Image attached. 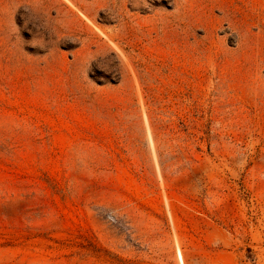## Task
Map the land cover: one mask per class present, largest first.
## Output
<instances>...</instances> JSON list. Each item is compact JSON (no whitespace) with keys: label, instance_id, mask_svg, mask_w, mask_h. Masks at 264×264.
Listing matches in <instances>:
<instances>
[{"label":"rangeland","instance_id":"1","mask_svg":"<svg viewBox=\"0 0 264 264\" xmlns=\"http://www.w3.org/2000/svg\"><path fill=\"white\" fill-rule=\"evenodd\" d=\"M0 264H264V0H0Z\"/></svg>","mask_w":264,"mask_h":264},{"label":"bare ground","instance_id":"2","mask_svg":"<svg viewBox=\"0 0 264 264\" xmlns=\"http://www.w3.org/2000/svg\"><path fill=\"white\" fill-rule=\"evenodd\" d=\"M179 257H180V259H181V255H180V253H179Z\"/></svg>","mask_w":264,"mask_h":264}]
</instances>
